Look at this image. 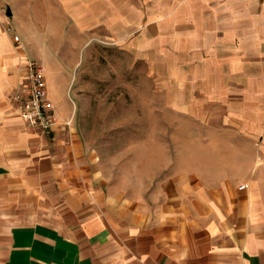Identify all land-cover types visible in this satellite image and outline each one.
<instances>
[{"label":"crops","instance_id":"crops-1","mask_svg":"<svg viewBox=\"0 0 264 264\" xmlns=\"http://www.w3.org/2000/svg\"><path fill=\"white\" fill-rule=\"evenodd\" d=\"M207 1L160 0L163 36L185 47L177 84L159 89L177 132L149 182L128 187L105 177L75 125L72 39L57 60L27 15L13 30L21 50L0 17V264H264V0L255 19L247 2ZM78 5L103 34L104 0ZM28 55L69 126L20 118L11 95Z\"/></svg>","mask_w":264,"mask_h":264},{"label":"rangeland","instance_id":"rangeland-1","mask_svg":"<svg viewBox=\"0 0 264 264\" xmlns=\"http://www.w3.org/2000/svg\"><path fill=\"white\" fill-rule=\"evenodd\" d=\"M72 1L70 7L67 3ZM82 1L0 0V17L4 30L10 28L12 35H18L13 33L15 21H24L28 15L40 30V40L44 44L51 40L57 60L65 57L61 45L72 39V53H66L73 65L65 98L69 105L73 102L78 132L108 180L125 187L129 182L144 185L152 176L154 156H159L162 144L168 149L172 143L169 135L177 132L169 123L178 118L162 107L159 89L177 84L182 71L177 66L181 59L178 50L185 47L163 36L160 0H104L103 34L91 23L96 21L95 13L87 16L78 5ZM208 1L217 7L224 3ZM229 1L234 9L241 4L245 7L247 2L255 19L257 0ZM8 10L10 16L6 15ZM236 16L244 20V15ZM20 46L23 50L21 39ZM49 96L53 101L52 93Z\"/></svg>","mask_w":264,"mask_h":264},{"label":"built area","instance_id":"built-area-1","mask_svg":"<svg viewBox=\"0 0 264 264\" xmlns=\"http://www.w3.org/2000/svg\"><path fill=\"white\" fill-rule=\"evenodd\" d=\"M5 31L11 33L10 28H5ZM12 40L21 49L18 35H12ZM23 71L25 82L16 89L11 101L25 126L45 133L53 131L60 125L69 126L71 118L62 122L49 96L42 63L37 59L27 58L23 64Z\"/></svg>","mask_w":264,"mask_h":264},{"label":"water","instance_id":"water-1","mask_svg":"<svg viewBox=\"0 0 264 264\" xmlns=\"http://www.w3.org/2000/svg\"><path fill=\"white\" fill-rule=\"evenodd\" d=\"M6 14L9 16L10 15V11L8 10Z\"/></svg>","mask_w":264,"mask_h":264}]
</instances>
